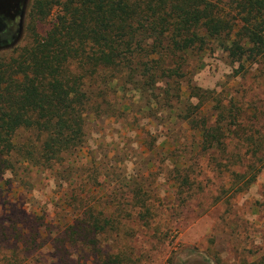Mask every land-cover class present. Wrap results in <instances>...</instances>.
I'll return each instance as SVG.
<instances>
[{
    "label": "trees",
    "instance_id": "trees-1",
    "mask_svg": "<svg viewBox=\"0 0 264 264\" xmlns=\"http://www.w3.org/2000/svg\"><path fill=\"white\" fill-rule=\"evenodd\" d=\"M28 15L29 41L0 53V264H134L124 242L135 234L123 224L157 226L146 214L182 209L197 177L181 168L173 205L137 192L108 215L101 197L90 199L106 178L89 127L139 115L174 133L173 123H186L199 138L190 145L196 155L227 153L228 137L247 130L243 114L191 85L189 74L194 58L202 65L216 51L232 64L263 58L264 0H31ZM41 175L67 191L64 202L46 194L38 203Z\"/></svg>",
    "mask_w": 264,
    "mask_h": 264
},
{
    "label": "rangeland",
    "instance_id": "rangeland-1",
    "mask_svg": "<svg viewBox=\"0 0 264 264\" xmlns=\"http://www.w3.org/2000/svg\"><path fill=\"white\" fill-rule=\"evenodd\" d=\"M29 10L30 6L20 38L15 45L0 50L2 55L11 54V50L29 41ZM52 18L39 25L41 34H45ZM193 60L196 68L190 71V84L211 90L225 104L235 106L243 114L246 132L240 130L228 137L225 154L211 149L196 155L190 145L199 138L186 123H173L175 133L169 131L170 124L164 126L141 115L138 120L132 116L113 120L112 125L93 123L89 130L101 146L98 148L93 141L90 149L93 159L100 161L106 179L100 194L91 187L92 198L89 197L94 201L101 197L108 215L115 214L113 205L117 201L121 204L125 198L134 199L137 192L136 199L143 196L156 204L159 197L173 205V178L181 168H188L191 182L197 177L198 184L190 191L186 206L149 211L146 216H154L157 226L144 227L138 221L123 224V230L135 234L124 242L134 264H264V57L252 63L232 64L225 54L216 51L208 54L202 65L199 58ZM129 122L131 127L124 130ZM90 149L87 147L81 154L85 163L88 160L87 165L91 163L88 170L94 165ZM163 149L168 153L164 154ZM236 156L239 161H234ZM129 180L130 191L124 182ZM33 182L39 204L46 194L60 204L66 200L63 198L67 191L58 189L48 176H38ZM49 205L51 209L53 203ZM135 214L138 216L139 210ZM157 231L160 233L154 235ZM105 245L111 244L108 241ZM114 245L118 247L114 243L111 246Z\"/></svg>",
    "mask_w": 264,
    "mask_h": 264
},
{
    "label": "flooded vegetation",
    "instance_id": "flooded-vegetation-1",
    "mask_svg": "<svg viewBox=\"0 0 264 264\" xmlns=\"http://www.w3.org/2000/svg\"><path fill=\"white\" fill-rule=\"evenodd\" d=\"M31 0H0V50L15 45L20 38Z\"/></svg>",
    "mask_w": 264,
    "mask_h": 264
}]
</instances>
